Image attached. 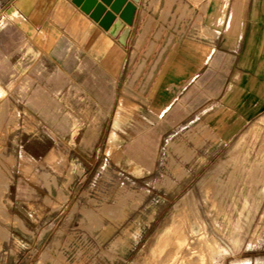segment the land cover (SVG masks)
<instances>
[{
  "label": "rangeland",
  "instance_id": "1",
  "mask_svg": "<svg viewBox=\"0 0 264 264\" xmlns=\"http://www.w3.org/2000/svg\"><path fill=\"white\" fill-rule=\"evenodd\" d=\"M192 1L199 33L225 44L228 25L207 30ZM235 1L214 0L216 22ZM187 2L152 4L117 77L72 65L49 111L0 131V264H264V111L191 103L219 91L223 58L178 98L161 84Z\"/></svg>",
  "mask_w": 264,
  "mask_h": 264
},
{
  "label": "crops",
  "instance_id": "2",
  "mask_svg": "<svg viewBox=\"0 0 264 264\" xmlns=\"http://www.w3.org/2000/svg\"><path fill=\"white\" fill-rule=\"evenodd\" d=\"M131 1L137 5V10L129 44L152 4L159 1L158 8L163 9L167 8L168 2ZM204 2L207 16L201 24L206 25L207 30H214L215 24H227V29H222L226 43L218 45L220 32L211 37L199 33L198 4L190 0L187 5L191 16L181 19V24L190 28L176 37L171 56L179 59L173 63L175 67L165 71L174 76L164 74L161 84L168 82L165 91L174 89V98H178L189 86L192 88L193 83H199L203 72L206 71L210 79L216 73L212 70L215 69V58H223L219 91H208L206 100L196 98L191 103L206 104L210 113L220 102L231 119L250 120L264 111V0H243L240 7L236 6L240 2L236 0L233 9L242 10L239 17L234 15L227 21L217 22L210 12L215 8L214 0ZM177 7L178 4L173 6L174 9ZM106 8L109 10L110 5ZM116 17L119 19L118 14ZM178 20L171 17L156 23L178 24ZM235 25L240 27L237 31ZM127 53L128 45L124 46L73 0H0L1 133L21 136V129L7 128L8 121L35 120L39 112L49 111L46 105L51 103L55 91L63 92L69 88L65 81H70L71 72L76 70L72 65H78L80 72L88 71L91 66L96 72L114 76L119 73Z\"/></svg>",
  "mask_w": 264,
  "mask_h": 264
},
{
  "label": "water",
  "instance_id": "3",
  "mask_svg": "<svg viewBox=\"0 0 264 264\" xmlns=\"http://www.w3.org/2000/svg\"><path fill=\"white\" fill-rule=\"evenodd\" d=\"M78 6L88 13L100 26L108 30L110 34L118 38L124 45H127L131 33V26L134 23L137 5L131 0H73ZM136 2L140 0H135ZM106 4L110 5L107 10ZM120 17L117 19L116 14ZM127 26H125V24Z\"/></svg>",
  "mask_w": 264,
  "mask_h": 264
},
{
  "label": "bare ground",
  "instance_id": "4",
  "mask_svg": "<svg viewBox=\"0 0 264 264\" xmlns=\"http://www.w3.org/2000/svg\"><path fill=\"white\" fill-rule=\"evenodd\" d=\"M107 5V4H106ZM118 14V13H117ZM118 17H120V15L118 14ZM206 186V185H205ZM202 221V220H201ZM204 225V224H203ZM116 248V247H115ZM179 255V254H178ZM191 264V263H190Z\"/></svg>",
  "mask_w": 264,
  "mask_h": 264
}]
</instances>
